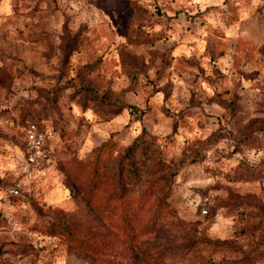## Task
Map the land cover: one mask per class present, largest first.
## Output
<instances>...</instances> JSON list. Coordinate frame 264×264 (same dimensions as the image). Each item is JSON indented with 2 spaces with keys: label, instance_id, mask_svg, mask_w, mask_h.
<instances>
[{
  "label": "rangeland",
  "instance_id": "rangeland-1",
  "mask_svg": "<svg viewBox=\"0 0 264 264\" xmlns=\"http://www.w3.org/2000/svg\"><path fill=\"white\" fill-rule=\"evenodd\" d=\"M166 263L264 264V0H0V264Z\"/></svg>",
  "mask_w": 264,
  "mask_h": 264
},
{
  "label": "built area",
  "instance_id": "built-area-1",
  "mask_svg": "<svg viewBox=\"0 0 264 264\" xmlns=\"http://www.w3.org/2000/svg\"><path fill=\"white\" fill-rule=\"evenodd\" d=\"M26 143V158L28 163H38L45 156V146L55 136V129L52 124L47 122H31L24 129ZM12 192L19 194L17 189H12ZM214 199L213 193L206 194L200 204L201 212L204 215L210 213L209 205Z\"/></svg>",
  "mask_w": 264,
  "mask_h": 264
},
{
  "label": "trees",
  "instance_id": "trees-1",
  "mask_svg": "<svg viewBox=\"0 0 264 264\" xmlns=\"http://www.w3.org/2000/svg\"><path fill=\"white\" fill-rule=\"evenodd\" d=\"M26 144V143H25ZM47 146H48V144L45 146V150H46V148H47ZM109 199V198H108ZM130 216H133V215H130ZM125 222L122 220V222L120 223V225L121 226H119V228H121L123 231H127V230H125L124 229V227H125ZM127 225V224H126ZM128 226V225H127ZM129 227V226H128ZM131 228L132 227H129V229L131 230ZM133 229V228H132ZM78 242V244H79V246H78V249H81V250H92V251H94L95 253H99V252H101V250L103 249V248H105L106 246L104 245V243L102 242V248L101 249H99L98 247H97V242H90V240L89 241H87V240H85V239H80L79 241H77ZM106 244V243H105ZM155 255H153V260H154V262L155 263H158L159 261V258H161V256H162V253L160 252V251H157L156 250V253H154ZM152 260V261H153ZM166 264H170V263H166Z\"/></svg>",
  "mask_w": 264,
  "mask_h": 264
}]
</instances>
